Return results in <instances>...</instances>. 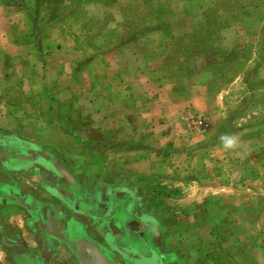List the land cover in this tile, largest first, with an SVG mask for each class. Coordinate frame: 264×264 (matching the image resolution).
<instances>
[{
    "label": "rangeland",
    "instance_id": "obj_1",
    "mask_svg": "<svg viewBox=\"0 0 264 264\" xmlns=\"http://www.w3.org/2000/svg\"><path fill=\"white\" fill-rule=\"evenodd\" d=\"M2 1L0 136L77 165H115L128 158L115 151L133 147L120 140H148L166 171L170 152L157 128L168 119L147 104L172 92L198 95L200 105L181 111L188 135L202 140L191 153L196 171L183 178L219 185L221 211L208 219L199 204L213 193L195 182L153 195L170 234L198 264H264V0ZM8 26L31 46L13 44ZM131 101L139 108L123 119ZM189 115L209 126L190 127ZM111 117L114 129H104ZM121 119L129 125L117 129Z\"/></svg>",
    "mask_w": 264,
    "mask_h": 264
},
{
    "label": "crops",
    "instance_id": "obj_2",
    "mask_svg": "<svg viewBox=\"0 0 264 264\" xmlns=\"http://www.w3.org/2000/svg\"><path fill=\"white\" fill-rule=\"evenodd\" d=\"M6 31L19 49L31 46L15 40L11 26ZM147 97V103L154 98ZM120 98H125L124 92ZM134 101L124 104L123 119L129 118L132 107L139 108ZM153 101L146 103L148 107H158L168 119L157 128L166 135L158 143L170 152L166 171L148 140V147L134 139L120 140L133 147L117 149L116 155L124 153L128 158L117 157L115 165H77L21 137L0 136V264H127L131 261L124 256L125 249L141 264H198L170 234L168 214L153 194L186 192L195 182V189L213 193L199 204L211 217L203 221L221 211L220 205H214L220 203L219 185L183 178L196 171V156L191 153L196 141L202 140L188 135L181 111L200 105L202 98H181L172 92ZM113 122L111 117L101 126L108 129ZM120 123L117 129L129 125L122 119Z\"/></svg>",
    "mask_w": 264,
    "mask_h": 264
},
{
    "label": "built area",
    "instance_id": "obj_3",
    "mask_svg": "<svg viewBox=\"0 0 264 264\" xmlns=\"http://www.w3.org/2000/svg\"><path fill=\"white\" fill-rule=\"evenodd\" d=\"M186 121L190 127H194V129H197V130H204L205 128L209 126L208 121L205 118L200 117V116L195 117V116L189 115L188 117H186Z\"/></svg>",
    "mask_w": 264,
    "mask_h": 264
},
{
    "label": "flooded vegetation",
    "instance_id": "obj_4",
    "mask_svg": "<svg viewBox=\"0 0 264 264\" xmlns=\"http://www.w3.org/2000/svg\"><path fill=\"white\" fill-rule=\"evenodd\" d=\"M129 252H130V250H129ZM129 252L126 251V249L124 250V253L123 254L126 257V259L129 260V262L131 261V262H134L136 264H141L140 260L136 259L135 257L130 256ZM130 263H127V264H130ZM156 264H161V263L157 261Z\"/></svg>",
    "mask_w": 264,
    "mask_h": 264
},
{
    "label": "clouds",
    "instance_id": "obj_5",
    "mask_svg": "<svg viewBox=\"0 0 264 264\" xmlns=\"http://www.w3.org/2000/svg\"><path fill=\"white\" fill-rule=\"evenodd\" d=\"M232 143H233V141L231 139H228L226 142V146H231Z\"/></svg>",
    "mask_w": 264,
    "mask_h": 264
}]
</instances>
